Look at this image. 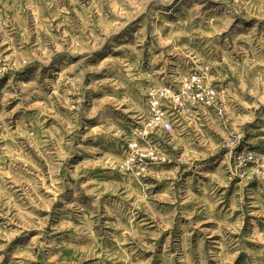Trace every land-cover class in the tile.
<instances>
[{
  "label": "clouds",
  "instance_id": "obj_1",
  "mask_svg": "<svg viewBox=\"0 0 264 264\" xmlns=\"http://www.w3.org/2000/svg\"><path fill=\"white\" fill-rule=\"evenodd\" d=\"M0 264H264V0H0Z\"/></svg>",
  "mask_w": 264,
  "mask_h": 264
}]
</instances>
